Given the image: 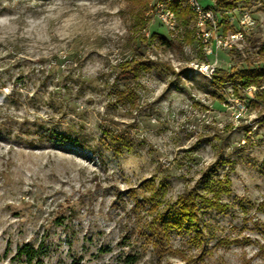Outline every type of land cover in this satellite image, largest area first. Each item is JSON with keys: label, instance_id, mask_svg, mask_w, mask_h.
<instances>
[{"label": "rangeland", "instance_id": "obj_1", "mask_svg": "<svg viewBox=\"0 0 264 264\" xmlns=\"http://www.w3.org/2000/svg\"><path fill=\"white\" fill-rule=\"evenodd\" d=\"M197 1L241 33L232 49L203 48L186 1L0 0V264H264V87L190 66L261 68L264 0ZM226 178L222 211L205 208ZM188 191L197 225L163 229Z\"/></svg>", "mask_w": 264, "mask_h": 264}, {"label": "trees", "instance_id": "obj_2", "mask_svg": "<svg viewBox=\"0 0 264 264\" xmlns=\"http://www.w3.org/2000/svg\"><path fill=\"white\" fill-rule=\"evenodd\" d=\"M227 0H222V2H218V4L224 5L227 9L231 8L229 4L226 3ZM229 5V6H228ZM171 9L173 10L176 19L181 27H183L186 30V27L189 25V11L184 8L181 10L179 6H171ZM183 39L188 44L193 43V37L192 32L190 30H186L183 34ZM258 54L262 55V59L264 57V44L261 46L260 51ZM263 66L261 68H253V69H245L238 72H235L233 74H228L224 71L216 70L214 75H211L212 80L217 85H222L226 82H233L238 83L241 89H246L248 87H264V61L262 60ZM147 63H135L132 62L130 65L125 66V70L130 73V75H133V78H136V73L141 72L144 69H148ZM257 99H255V102H262L264 103V89L261 90L257 96ZM117 142H122V145L124 144L123 139L121 140L120 137L112 138L111 143L114 145ZM227 186H230V181L226 178V180L222 182H217L216 186H213L211 189L209 188V191L212 192V198L208 199L206 197H203L202 204L205 208L215 209L218 211H222L224 206L219 203V197L221 194L228 193V190L226 189ZM158 189V188H157ZM159 195L158 192H156V197ZM193 191H188L187 193L183 194L178 201H176L175 205L169 206L167 211L165 213H162L158 218V223L161 224L163 229L173 228L178 231L183 229L185 227L187 230H190L193 226H196L198 223V204L195 202L196 197L193 196ZM174 209V211H173ZM261 251L263 252V248H261ZM264 253V252H263ZM17 257H24L28 262H31L33 259H35L38 255V252L34 250L30 245L24 244L22 247H20L16 252ZM132 263V262H129Z\"/></svg>", "mask_w": 264, "mask_h": 264}, {"label": "built area", "instance_id": "obj_3", "mask_svg": "<svg viewBox=\"0 0 264 264\" xmlns=\"http://www.w3.org/2000/svg\"><path fill=\"white\" fill-rule=\"evenodd\" d=\"M194 6L198 7V27L196 30V39L203 44V48L208 50H230L241 39V33L230 34L227 37H222L218 33L217 18L213 10L205 9L202 7L199 1H194ZM155 13L161 20L168 26L173 25V14L169 11V8L163 7V3L158 4V8H154ZM244 18L248 16L243 15ZM209 48V49H208ZM191 67L204 70L209 75H214L216 70V62L207 64L206 62L201 63H190Z\"/></svg>", "mask_w": 264, "mask_h": 264}, {"label": "bare ground", "instance_id": "obj_4", "mask_svg": "<svg viewBox=\"0 0 264 264\" xmlns=\"http://www.w3.org/2000/svg\"><path fill=\"white\" fill-rule=\"evenodd\" d=\"M176 1H186L187 4L190 6L191 8V11H193L197 16H198V7L197 6H194V1H197V0H164V3L166 5H170L171 3H176ZM160 4V3H159ZM168 7V6H167ZM169 8V7H168ZM205 73V72H204ZM209 75V74H208ZM211 76V75H210Z\"/></svg>", "mask_w": 264, "mask_h": 264}]
</instances>
